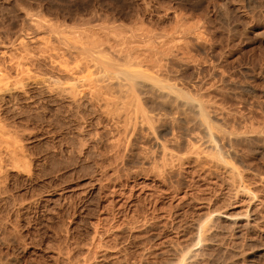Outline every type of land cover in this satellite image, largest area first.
<instances>
[{
    "label": "rangeland",
    "instance_id": "rangeland-1",
    "mask_svg": "<svg viewBox=\"0 0 264 264\" xmlns=\"http://www.w3.org/2000/svg\"><path fill=\"white\" fill-rule=\"evenodd\" d=\"M261 1L0 0V72L7 76L0 88L10 87L0 94V264H264ZM52 26L97 31L114 48L132 35L138 41L124 46L168 43L161 56L169 62L142 64L156 75L152 83L137 79L146 82L136 88L143 111L132 120L128 108L116 116L85 85L83 91L85 75L65 67H75L76 56L65 44L59 49ZM40 32L38 40L54 38L51 47L35 39ZM119 33L129 39L118 44ZM20 36L32 40L27 52L19 48ZM51 50L66 54L53 62ZM14 58L19 65L11 64ZM99 74L96 84H106ZM156 81L184 96L172 88L175 98H164ZM196 98L208 101L213 141L238 167V181L228 169L189 154L162 158L160 144L185 154L189 133L202 137L199 112L184 103ZM14 141L26 162L21 169L6 152Z\"/></svg>",
    "mask_w": 264,
    "mask_h": 264
},
{
    "label": "bare ground",
    "instance_id": "bare-ground-1",
    "mask_svg": "<svg viewBox=\"0 0 264 264\" xmlns=\"http://www.w3.org/2000/svg\"><path fill=\"white\" fill-rule=\"evenodd\" d=\"M260 6L261 7H263L264 8V0H262L261 1V3H260ZM47 21V20H46ZM48 22V21H47ZM38 24V23H37ZM53 25H55V24H53ZM36 26H38V25H36ZM73 27V26H72ZM71 27V28H72ZM37 28V27H36ZM49 28V27H48ZM51 28H54L55 30H56V28L55 27H51ZM50 28V29H51ZM37 29H39V28H37ZM54 29H52L50 32H51V36H52V33H53V31H55ZM58 29V28H57ZM61 29V28H60ZM60 29H58V30H56L55 32H58L57 34H59L58 35V37H55V38H58L56 41H58V45L57 46H59V49H62V47H61V45L62 44H65L64 46H66L67 47V49H66V47H65V49L66 50H64V48L62 49V52H63V50L66 52V53H68V54H70L71 56H76V59L74 60V62L75 61H78V63L77 64H73V65H75V67H73V68H71V67H69V65H68V67H67V65L65 64V62H67V64H70V63H68L69 61H65V62H63L64 64H65V67H66V70H68V74H72L73 76L75 75V74H79V73H81L82 75H80L82 78H83V76L85 75V78L83 79V81L85 80L86 81V83L84 82V84H83V82H81L82 80H80V83H82V85H80V86H82L81 88L82 89H84V87H88V90L90 91V96H92L91 94L93 93V96H95V99L96 100H98V99H100L102 102H103V105L104 106H106L107 108H112V107H114V108H112V110H114V109H116V110H118V112H117V114L115 113V115L117 116V115H119V114H121V113H123L124 112V110L123 109H126V108H128L127 110V113L126 112H124L126 115V118L127 117H129V119L128 120H132V117L131 116H134L135 117V114H136V112H140L141 110H142V102L143 101H141L142 99L141 98H139L141 95H139V93H140V91L138 90V91H136L137 89V86H138V84L140 85V83H142V81L144 80V81H152V79H153V82H154V79H155V77H156V75H155V77L153 76L154 75V73H153V75L151 74V75H147V73H146V71L144 70L145 68V66L144 65H142L143 63H145V62H149V64L147 63V65L146 66H149V67H153V68H155V66L158 68V65L159 64H166V63H163V62H166V61H168V60H166L165 59V61H162V56H163V59H164V55H167V54H165L166 52H168V48L169 47H167L168 45H166V44H168V43H165V41H160V40H162V39H160L159 41L162 43V45H157V44H155V43H159V42H153L154 40H151L152 41V45H151V41L148 39V41H150V42H148L149 44V47H146V49H143L142 48V50H140V47H138V46H142V45H139V42H137V43H133V45H135V46H133L132 45V47H128V46H124V44L126 43V42H128V44H129V46H131V42L130 41H132L135 37H133L134 35H132V37H130V41L128 40V41H125V40H127V39H129V37L128 38H126V37H123V35L121 36L120 34H122V33H119V35L121 36V37H123V39L121 38V37H116V38H120L119 39V43L118 44H122L124 41V44H123V46L122 45H119L118 46V44H117V46H118V48L116 47V48H114L116 45V43L115 44H110V43H112V42H109V41H111L110 39L109 40H106L105 38H107V37H102V35H100L99 34V32H97V31H95V32H92V33H90V34H88L87 32L90 30H83V31H81V30H78V29H76L75 28V30L72 28L71 30L72 31H69V30H67V31H69V32H72V33H69L68 32V34L64 31L65 30V28H64V30H63V28H62V30H60ZM70 29V28H69ZM88 29V28H87ZM40 30V29H39ZM60 30V31H59ZM189 30V29H188ZM92 30H90L89 32H91ZM54 32V34H56ZM117 32V31H116ZM120 32V31H119ZM38 33V32H37ZM87 33V34H86ZM112 33H113V31L111 32V35H112ZM41 34V32L39 33V34H37V38H35V39H41L42 38V36L40 35ZM53 34V35H54ZM56 34V35H57ZM64 34V35H63ZM70 34H72V35H70ZM82 34H84V35H82ZM86 34V35H85ZM117 34V33H116ZM41 36V37H39V36ZM43 35V34H42ZM55 35V36H56ZM69 36V37H67V36ZM114 35V34H113ZM73 36V37H72ZM107 36H109V35H107ZM118 36V35H117ZM39 37V38H38ZM45 37H46V35H45ZM53 37V36H52ZM113 37V36H112ZM173 37V36H172ZM50 38V37H49ZM72 38V39H71ZM115 38V39H116ZM124 38H126V39H124ZM131 38H133V39H131ZM162 38V37H161ZM26 38H24V37H22V36H20L19 38H18V42H19V44H20V47L19 48H21V51H24V50H26L27 49V47L29 46V45H33V44H29V42L30 41H32V40H28L27 41V39L25 40ZM43 39H45L44 37H43ZM42 39V40H43ZM51 39H54V38H51ZM51 39H48V37H47V39H45L47 42H45V41H43V42H45L48 46H50V45H52L50 42L51 41H48V40H51ZM173 39H176V38H173ZM42 40H38V41H40V42H42ZM72 40V41H71ZM78 43L79 42V44L78 45H74L72 42H75V41ZM120 40H124L123 42L121 41V43H120ZM135 40H137L138 41V39L137 38H135L134 39V41ZM54 41V40H53ZM109 42V43H107V42ZM28 42V43H27ZM33 43H37L36 41H33ZM52 43H54V42H52ZM105 43H107L106 44V48H105ZM160 43V44H161ZM40 45H43V44H41V43H39ZM155 44V45H154ZM163 44L167 47H165V49H164V47H162L163 46ZM107 45H113L112 47L113 48H111V46H110V48L108 49L107 48ZM126 45V44H125ZM157 45V46H156ZM38 46V45H37ZM55 46H56V44H55ZM56 46V48L55 49H58V47ZM122 47V48H119V47ZM35 47V46H34ZM44 47H46L47 48V46H45V45H43V48ZM51 47V46H50ZM54 47V46H53ZM124 47V48H123ZM40 48H42V47H40ZM49 48V47H48ZM145 48V47H144ZM38 49V48H37ZM49 49H51V48H49ZM7 50H9V49H7ZM7 50H4L3 52L5 53V51H7ZM39 50H41V49H39ZM42 50H44V49H42ZM53 50H54V48H53ZM171 50V49H170ZM11 51V50H10ZM20 51V52H21ZM30 50H28V52H29ZM47 51V50H46ZM56 51V50H55ZM54 51V52H55ZM60 51V50H59ZM143 51V52H142ZM26 52H27V50H26ZM58 52V51H57ZM61 52V51H60ZM59 52V53H60ZM63 53V54H66V53ZM141 52V53H140ZM4 53H2V55L4 54ZM30 53V52H29ZM43 53H45V51H43ZM59 53H54V54H56L55 56L53 55V52H52V50H51V52H49V54H52L53 56H54V59L52 58L51 60H53V62H55V61H58V60H55V58H60V57H63V54H62V56H60L59 55ZM5 54H7V53H5ZM26 54H28V53H26ZM48 54V55H49ZM61 54V53H60ZM138 54V55H137ZM164 54V55H163ZM1 55V56H2ZM30 55V54H29ZM51 55V56H52ZM162 55V56H161ZM171 55V54H170ZM16 56H18V55H16ZM67 56V55H66ZM70 56V57H71ZM73 56V57H74ZM65 57V56H64ZM78 57V58H77ZM119 57L120 58H124V60H121V59H119ZM3 58V57H2ZM51 58V57H50ZM117 58H118V60H117ZM126 58V59H125ZM132 58V59H131ZM138 59V60H135L134 62L137 64H134L135 66H133V67H135V68H131L132 66L130 65V61H133L134 59ZM161 58V59H160ZM15 59V58H14ZM46 60H47V57H46ZM121 61V63H119L120 61ZM127 60V61H126ZM170 60H171V58H170ZM169 60V61H170ZM10 62L12 61V59L11 60H9ZM17 62V65H19L18 63H19V60H14V61H12L11 62V64H13V62ZM118 61V62H117ZM124 61H125V63H124ZM161 61H162V63H161ZM168 61V62H169ZM9 62V63H10ZM15 62V63H16ZM61 62L62 61H60V65L61 66H64L63 64H61ZM133 62V63H134ZM14 63V64H15ZM21 63V62H20ZM122 63H124L125 65L126 64H128V66L127 67H130L129 69L128 68H125L126 66H123V64ZM132 63V62H131ZM11 64H9V65H11ZM13 64V65H14ZM22 64V63H21ZM20 64V65H21ZM167 64H169V63H167ZM16 65V64H15ZM72 65V66H73ZM130 65V66H129ZM133 65V64H132ZM7 66V65H6ZM12 66V65H11ZM22 66H24V65H21L20 67H22ZM28 66V65H27ZM71 66V65H70ZM82 66V67H81ZM161 66V65H160ZM159 66V67H160ZM168 66V65H167ZM7 67H9V66H7ZM164 67H165V65H163V68H162V66L159 68L160 70H162V69H164ZM11 68H13V67H11ZM68 68H70V69H68ZM82 68V69H81ZM162 68V69H161ZM23 69V68H22ZM2 70V69H1ZM80 70H85V71H81V72H79ZM169 70V69H168ZM171 70V69H170ZM3 72V71H2ZM82 72H85V73H82ZM97 72V73H96ZM99 72H101V74H103L102 76L105 78V79H107V83L106 84H104V85H102V82L104 83L105 81L104 80H101L102 82H98V84H100V85H98V84H96V80L98 79V78H96L95 79V77L97 76V77H99V76H101L100 74H99ZM168 72V71H167ZM7 73V72H6ZM87 73V74H86ZM94 73H96V75L95 76H93V74ZM0 74L2 75V74H4V72L3 73H1L0 72ZM87 75V76H86ZM147 75V76H146ZM3 77V78H2ZM5 77V78H4ZM150 77H154V78H152V79H150ZM7 78V76L4 74L3 76H0V80H2L1 81V83L2 82H4L5 80H3V79H6ZM80 78V77H79ZM81 78V79H82ZM102 78V77H101ZM103 78V79H104ZM137 79H143V80H141V81H138ZM78 80L79 79H77V81L75 82V83H77L78 82ZM100 81V80H99ZM143 81V82H144ZM148 81V82H149ZM6 82V81H5ZM137 82H140V83H137ZM75 83H73V84H75ZM149 83H152V82H149ZM159 83H161V84H159ZM4 84V83H3ZM7 84V83H6ZM144 84H146V82L145 83H142V85L143 86H145L146 87V85H144ZM162 84H164V82L162 83V81H159V82H155V83H153V85H154V88L156 89V92L159 94V93H161V96H164V98H166L165 97V95L167 94V95H169L170 97H171V99H173V98H175V95L176 94H179L178 96H184V95H180V92L178 93V90H176V89H174L172 86H170V87H172L174 90H176V94H174L175 92L172 90V88L171 89H167L168 87H165L164 85H162ZM2 85V84H1ZM75 85H79V84H75ZM83 85H85L84 87H83ZM151 85V84H150ZM66 86H69V87H72V89L74 88L73 86H70V85H66ZM69 87H67V89L70 91V93H71V90H70V88ZM140 87L141 88H145V87H142L141 85H140ZM139 87V88H140ZM151 87V86H150ZM149 87V88H150ZM169 87V88H170ZM10 88V87H9ZM9 88H6V87H2L1 86V88H0V91H3V92H0V94L3 96V95H5L4 94V91H6L7 89V91H10V89ZM64 88V87H63ZM149 88H146V89H149ZM154 88H151V89H153L154 90V93L157 95V96H159L158 98L160 99V95H158L156 92H155V89ZM67 89H65L66 91H67ZM78 89V90H77ZM77 89H74L73 90V92L75 91V90H77L78 92H79V87H77ZM62 90H64V89H62ZM88 90H86V91H88ZM142 90V89H141ZM143 90H145V89H143ZM83 91H85V89L83 90ZM147 91V90H146ZM145 91V92H146ZM149 91V90H148ZM63 92H65V91H63ZM77 92V93H78ZM139 92V93H138ZM153 92V91H152ZM3 93V94H2ZM67 93L69 94V92L67 91ZM76 93V95H77V97H78V95H79V93L77 94ZM142 94V93H141ZM163 94V95H162ZM71 95H73V93H71ZM75 95V94H74ZM156 95H149L150 96V98L152 97V98H155L156 97ZM2 96H0V97H2ZM11 96V95H10ZM139 96V97H138ZM155 96V97H154ZM173 96V97H172ZM16 97V96H15ZM14 97V98H15ZM76 97V98H77ZM142 97H144L143 95H142ZM177 97V96H176ZM187 97H189V96H187ZM13 98V97H12ZM75 98V97H74ZM75 98V99H76ZM94 98V97H93ZM92 98V99H93ZM141 99V100H139V99ZM163 98V97H162ZM195 98V97H194ZM143 99H145V97L143 98ZM167 99H168V102H169V97H167ZM166 99V100H167ZM180 99L181 98H179L178 99V97L176 98V100H178V101H180ZM183 99V98H182ZM189 99V98H188ZM188 99H185V105L187 106V107H185V109L186 108H188V109H193L194 111L195 110H197L199 113H197V114H199L198 116L200 117H198L199 119H198V121L200 120V124L203 126V135H202V137L201 136H198V134H196V133H194V134H190L189 133V135L187 136L188 138H187V146H186V152H185V154L183 153V154H181V153H179V152H176L174 149H172V148H170L169 146H167V145H165V144H160V146H162V148H160L161 149V151H160V153H161V155H162V158L163 159H165V160H171L172 162H173V160L174 159H186L187 158V156H185L186 154H189L188 156V158H190V157H192V160H196L197 162L198 161H200L199 163H201V162H206V163H213V164H215L216 166H222V167H224L225 169H228L230 172H231V176H232V178L234 179V181H238V179H239V177H241V172L239 171V169H238V167L233 163V162H231V160H229V159H227L220 151H219V149H217V146L215 145V142L213 141V137H214V127L216 126H214L213 124V122H212V120H210V118L208 117L209 116V112H207V110H208V104H206V102H208V101H203V99H198V98H196V99H191V100H188ZM147 100H149V99H147ZM155 100V99H154ZM158 100V99H157ZM165 99H164V101H166ZM141 101V102H140ZM162 101V100H161ZM164 101H162V102H164ZM173 101H175V99L173 100ZM172 101V102H173ZM176 102V101H175ZM182 102H183V100H182ZM181 102V103H182ZM96 103H98V102H96ZM140 103V104H139ZM167 103V102H166ZM176 103H178V102H176ZM180 103V102H179ZM178 103V104H179ZM180 103V104H181ZM161 104H163V103H161ZM175 104V103H174ZM177 104V105H178ZM179 104V105H180ZM102 105V106H103ZM184 105V104H183ZM98 106H100V105H98ZM104 106H103V108H104ZM128 106V107H127ZM105 107V109L106 110H109V109H107ZM133 107V108H132ZM141 107V109H139ZM182 107V106H181ZM101 108V107H100ZM102 108V109H103ZM123 108V109H122ZM104 109V112L106 111ZM119 109H121L122 111H119ZM106 111V112H113V111ZM138 110H140V111H138ZM193 110H191L192 112H194ZM143 111V110H142ZM116 112V111H115ZM111 113H109V114H111ZM135 113V114H134ZM113 114V113H112ZM133 114V115H132ZM137 115V114H136ZM124 116V115H123ZM119 117V116H118ZM125 121H127L126 119H125ZM131 122V121H130ZM129 122V123H130ZM128 123V122H127ZM213 123V124H212ZM0 125H1V122H0ZM5 125V124H4ZM126 125H128V124H126ZM143 125H144V123L142 122L141 123V127L143 128ZM129 126V125H128ZM0 128H3V126H0ZM5 128V127H4ZM3 128V129H4ZM128 127L126 126V129H127ZM3 129H0V130H2L3 132L2 133H4V130ZM202 129V128H201ZM255 130V129H254ZM1 132V131H0ZM7 132V131H6ZM147 135H148V137H153V135H152V131H151V129L150 128H147ZM264 132L262 131V133H259L260 135L261 134H263ZM5 134H7V133H5ZM9 135V134H8ZM7 135V136H8ZM2 136V135H1ZM0 136V139H2V137H3V139H4V136H2L1 137ZM262 136V135H261ZM240 137H242V139L244 138L243 136H240ZM258 137V136H257ZM8 137H6V139H7ZM150 139V138H149ZM186 139V138H185ZM236 139V138H235ZM241 139V140H242ZM249 139V138H248ZM247 138H245V139H243V140H248ZM239 140V139H238ZM242 140V141H243ZM7 141H10L9 139H7ZM13 141V140H12ZM12 141H10L11 143H12ZM185 141V140H184ZM245 142V141H244ZM10 144V143H9ZM7 145V144H6ZM11 145V147L8 149L7 148V150L8 151H6L7 152V155H8V159H9V163L10 164H12V166H14V167H19V166H22V165H24V164H26V162H25V160L23 159V155H22V153H21V149H20V147H19V145L17 144V142H15L14 141V144H10ZM10 145H7V146H10ZM6 146V147H7ZM159 146V147H160ZM1 151V150H0ZM2 154V153H1ZM184 156V157H183ZM186 157V158H185ZM146 159V158H145ZM161 159V158H160ZM191 159V158H190ZM189 159V160H190ZM164 160V161H165ZM163 161V162H164ZM203 163V164H204ZM156 165V164H155ZM165 165V164H164ZM212 165V164H211ZM10 166V165H9ZM168 166V165H167ZM1 167V166H0ZM159 167V166H158ZM20 168V167H19ZM21 169V168H20ZM29 169H30V167H29ZM2 171V170H1Z\"/></svg>",
    "mask_w": 264,
    "mask_h": 264
}]
</instances>
